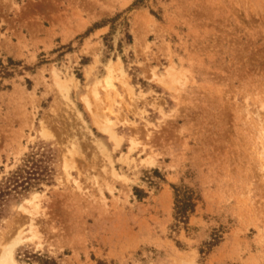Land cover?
Instances as JSON below:
<instances>
[{"label":"rangeland","instance_id":"1","mask_svg":"<svg viewBox=\"0 0 264 264\" xmlns=\"http://www.w3.org/2000/svg\"><path fill=\"white\" fill-rule=\"evenodd\" d=\"M133 3L0 0L20 64L0 252L19 234L18 264H264V0ZM182 183L199 199L176 226Z\"/></svg>","mask_w":264,"mask_h":264},{"label":"trees","instance_id":"2","mask_svg":"<svg viewBox=\"0 0 264 264\" xmlns=\"http://www.w3.org/2000/svg\"><path fill=\"white\" fill-rule=\"evenodd\" d=\"M141 2H143V0H134L133 4L139 6ZM19 65V62L14 61L11 58H7L6 60L0 59V90L8 87L3 84V81L7 78H11L16 72H18ZM33 165L35 166V163H33ZM33 165L30 166V170ZM35 173L36 170L31 172L27 170L24 171V174L16 175V177H14V179L12 180V183H15L13 189L19 186H28L31 179H39L40 176L34 178ZM172 189L174 199L173 216L175 225H186L188 222V217L194 211L196 201L199 198L194 189L188 187L183 183L179 185H172ZM135 190L137 191L136 194H139V190L137 188ZM2 193V190H0V197L2 196Z\"/></svg>","mask_w":264,"mask_h":264},{"label":"bare ground","instance_id":"3","mask_svg":"<svg viewBox=\"0 0 264 264\" xmlns=\"http://www.w3.org/2000/svg\"><path fill=\"white\" fill-rule=\"evenodd\" d=\"M87 103V102H86ZM87 105H89L87 103ZM94 114V113H92ZM94 122L96 123V125L101 129V130H107L108 129V125L106 124H101L99 122V117L98 116H94L93 117ZM264 155V154H263ZM262 155V156H263ZM30 226H32V223H30ZM20 241V237L19 234L17 235V237H15V239L12 241V243L8 246H6L5 248L2 249V253L0 252V264H18L14 258V247L18 244V242Z\"/></svg>","mask_w":264,"mask_h":264}]
</instances>
